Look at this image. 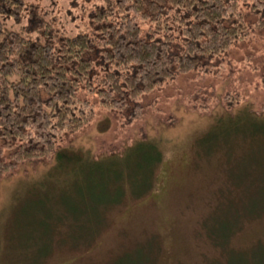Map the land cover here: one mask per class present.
I'll list each match as a JSON object with an SVG mask.
<instances>
[{
  "label": "rangeland",
  "instance_id": "obj_1",
  "mask_svg": "<svg viewBox=\"0 0 264 264\" xmlns=\"http://www.w3.org/2000/svg\"><path fill=\"white\" fill-rule=\"evenodd\" d=\"M24 1L20 19L3 18L6 28L55 42L86 31L96 43L92 15L105 0ZM263 48L264 29L219 57V74L179 75L139 100L137 114L135 102L99 109L58 149L85 160L76 188L73 173L51 174L56 154L3 178L0 264H227L229 252L247 254L239 262L248 264L264 254V199L225 242L207 231L231 201L242 210L246 193L235 177L250 182L264 168L263 128L251 125L264 123V86L253 72L264 71ZM227 90L241 97L230 110Z\"/></svg>",
  "mask_w": 264,
  "mask_h": 264
},
{
  "label": "trees",
  "instance_id": "obj_2",
  "mask_svg": "<svg viewBox=\"0 0 264 264\" xmlns=\"http://www.w3.org/2000/svg\"><path fill=\"white\" fill-rule=\"evenodd\" d=\"M25 10L24 0H0V181L25 162L56 154L58 169L51 174L73 173L74 188L76 175L87 166L82 156L68 155V148L58 150L66 135L92 124L99 109H132L135 102L137 114L139 100L179 75L219 74L225 63L218 58H228L240 42L264 29V0H105L92 15L96 43L86 31L57 42L39 41L4 25V17L20 19ZM94 48L97 60L88 56ZM253 69L264 86V71ZM240 98L227 90L223 101L230 110ZM255 124L264 134V123ZM263 170H256L259 176L250 182L247 176L235 177V185L246 193L242 210L231 201L229 209L213 215L207 231L217 243L237 229L241 215L260 211ZM218 220L223 227H217ZM229 253L227 264H243L239 261L247 255ZM251 257L253 264H262L263 250Z\"/></svg>",
  "mask_w": 264,
  "mask_h": 264
}]
</instances>
